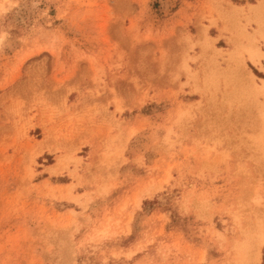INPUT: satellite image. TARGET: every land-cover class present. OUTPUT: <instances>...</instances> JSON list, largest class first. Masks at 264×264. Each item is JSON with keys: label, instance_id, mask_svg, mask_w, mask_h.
Wrapping results in <instances>:
<instances>
[{"label": "rangeland", "instance_id": "1", "mask_svg": "<svg viewBox=\"0 0 264 264\" xmlns=\"http://www.w3.org/2000/svg\"><path fill=\"white\" fill-rule=\"evenodd\" d=\"M263 57L264 0H0V264H264Z\"/></svg>", "mask_w": 264, "mask_h": 264}, {"label": "bare ground", "instance_id": "2", "mask_svg": "<svg viewBox=\"0 0 264 264\" xmlns=\"http://www.w3.org/2000/svg\"><path fill=\"white\" fill-rule=\"evenodd\" d=\"M260 5V4H259ZM253 6L252 8H251V10H252V13H253V15H254V17H256V18H259V16H260V14H259V8H260V6ZM247 51V50H246ZM261 56V54H260V52L257 50V49H251V51L249 52V59L253 62V63H256L257 62V59L259 58ZM240 66H243V63H242V65H240ZM245 71H243L242 72V74L241 75H245L246 74V76H240L239 74V76H240V79H242V80H240V81H243V79H245L244 80V83L242 82V85H241V87H244L245 88V86H247L246 88H250L249 89V92H253V93H255L256 94V92H260V90H255L256 92H254V90L252 89V88H254L255 89V87H253V85H250V79L248 78V76L250 75H248V73H244ZM248 75V76H247ZM246 77L249 79V83L246 81L247 79H246ZM251 78V77H250ZM241 83V82H240ZM252 83V82H251ZM251 94V93H250ZM263 116V115H262ZM45 143V142H44Z\"/></svg>", "mask_w": 264, "mask_h": 264}, {"label": "crops", "instance_id": "3", "mask_svg": "<svg viewBox=\"0 0 264 264\" xmlns=\"http://www.w3.org/2000/svg\"><path fill=\"white\" fill-rule=\"evenodd\" d=\"M260 64H261V66H262V71L264 72V57H263L262 60H260ZM242 76H246V75H241V77H242ZM239 78H240V77H239ZM246 79H247L246 81L248 82L249 79H248L247 77H246ZM240 80H242V79H240ZM244 80H245V79H243V81H241V82L244 83ZM249 82H250V81H249ZM249 82H248V83H249ZM263 84H264V83H263Z\"/></svg>", "mask_w": 264, "mask_h": 264}]
</instances>
